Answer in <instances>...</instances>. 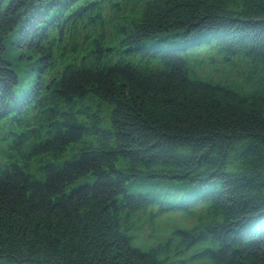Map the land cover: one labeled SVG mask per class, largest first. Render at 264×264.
<instances>
[{
  "label": "trees",
  "instance_id": "16d2710c",
  "mask_svg": "<svg viewBox=\"0 0 264 264\" xmlns=\"http://www.w3.org/2000/svg\"><path fill=\"white\" fill-rule=\"evenodd\" d=\"M0 264H264V0H0Z\"/></svg>",
  "mask_w": 264,
  "mask_h": 264
},
{
  "label": "bare ground",
  "instance_id": "6f19581e",
  "mask_svg": "<svg viewBox=\"0 0 264 264\" xmlns=\"http://www.w3.org/2000/svg\"><path fill=\"white\" fill-rule=\"evenodd\" d=\"M63 29H64V28H63ZM67 29H68V27H67ZM69 31H70V30H69ZM63 32H64V31H63ZM65 32H66V30H65ZM67 32H68V31H67ZM100 56H101V58L103 57L102 55H100ZM104 57H105V56H104ZM102 62H103V61H102ZM108 64H109V63H108ZM45 87H46V86H45ZM45 87H44V88H45ZM50 87H51V86H50ZM44 88H43V89H44ZM47 88H48V87H47ZM52 88H53V87H52ZM55 88H56V86H55ZM47 90H48V89H47ZM55 90H56V89H55ZM41 93H42V92H41ZM46 93H48V92H46ZM50 93H51V92H50ZM50 93H49V94H50ZM43 94H45V92L42 93V97H44ZM51 94H52V93H51ZM46 95H48V94H46ZM46 95H45V96H46ZM54 95H55V94H54ZM54 95L52 94V96H54ZM45 98H46V97H45ZM48 99H49V97H48ZM41 101H42V100H41ZM48 101H49V100H48ZM41 103H42V102H41ZM40 105H41V104H40ZM42 107H43V105H42Z\"/></svg>",
  "mask_w": 264,
  "mask_h": 264
}]
</instances>
